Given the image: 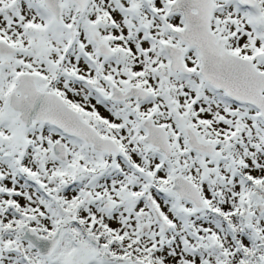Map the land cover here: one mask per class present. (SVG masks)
Returning <instances> with one entry per match:
<instances>
[{
	"label": "snow or ice",
	"instance_id": "obj_1",
	"mask_svg": "<svg viewBox=\"0 0 264 264\" xmlns=\"http://www.w3.org/2000/svg\"><path fill=\"white\" fill-rule=\"evenodd\" d=\"M0 264H264V0H0Z\"/></svg>",
	"mask_w": 264,
	"mask_h": 264
}]
</instances>
